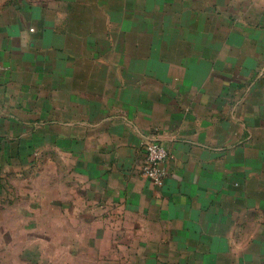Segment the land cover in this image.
I'll return each instance as SVG.
<instances>
[{
    "label": "crops",
    "instance_id": "1",
    "mask_svg": "<svg viewBox=\"0 0 264 264\" xmlns=\"http://www.w3.org/2000/svg\"><path fill=\"white\" fill-rule=\"evenodd\" d=\"M0 68V181L43 172L72 251L264 264V0H0Z\"/></svg>",
    "mask_w": 264,
    "mask_h": 264
},
{
    "label": "rangeland",
    "instance_id": "2",
    "mask_svg": "<svg viewBox=\"0 0 264 264\" xmlns=\"http://www.w3.org/2000/svg\"><path fill=\"white\" fill-rule=\"evenodd\" d=\"M149 5L154 9L148 17L156 18L159 2L151 1ZM46 182L43 172L25 173L19 178L8 176L0 181V264H97L108 259V253L97 251V246L72 251L81 240L93 242L97 238L66 235L73 231L75 221H65L68 228H64L63 220L55 222L46 216L51 208L44 200Z\"/></svg>",
    "mask_w": 264,
    "mask_h": 264
},
{
    "label": "built area",
    "instance_id": "3",
    "mask_svg": "<svg viewBox=\"0 0 264 264\" xmlns=\"http://www.w3.org/2000/svg\"><path fill=\"white\" fill-rule=\"evenodd\" d=\"M1 73V68H0ZM146 161L143 165V174L155 185L161 186L169 176L166 162L169 159L167 147L155 139H150L145 143Z\"/></svg>",
    "mask_w": 264,
    "mask_h": 264
}]
</instances>
